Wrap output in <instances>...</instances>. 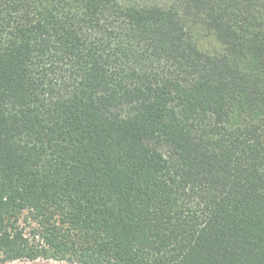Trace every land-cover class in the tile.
Listing matches in <instances>:
<instances>
[{"label": "trees", "instance_id": "16d2710c", "mask_svg": "<svg viewBox=\"0 0 264 264\" xmlns=\"http://www.w3.org/2000/svg\"><path fill=\"white\" fill-rule=\"evenodd\" d=\"M264 264V0H0V264Z\"/></svg>", "mask_w": 264, "mask_h": 264}, {"label": "rangeland", "instance_id": "374dc122", "mask_svg": "<svg viewBox=\"0 0 264 264\" xmlns=\"http://www.w3.org/2000/svg\"><path fill=\"white\" fill-rule=\"evenodd\" d=\"M6 264H69L65 262H55V261H33V262H27V261H16V262H10Z\"/></svg>", "mask_w": 264, "mask_h": 264}]
</instances>
